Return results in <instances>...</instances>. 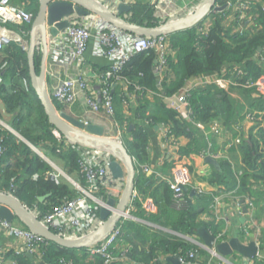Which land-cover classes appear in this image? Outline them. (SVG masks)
<instances>
[{"label":"trees","instance_id":"trees-1","mask_svg":"<svg viewBox=\"0 0 264 264\" xmlns=\"http://www.w3.org/2000/svg\"><path fill=\"white\" fill-rule=\"evenodd\" d=\"M18 1L23 2L26 8L34 14L36 13L38 0ZM227 1L217 0L216 3L223 5ZM252 1L256 2L253 7L255 8L254 13L257 14L258 29L246 25L242 20L239 21L240 27L227 29L224 23L229 10L224 9L213 13L214 21H207L203 25L205 28L203 33L198 31V28L202 27V23H200L192 28L169 34L171 55L173 56V58H169V67L174 77L167 83L164 81L159 90L165 95H172L178 92L189 78L206 74H219L225 66L229 69L238 68L247 72L244 78L248 76L256 78L262 75L264 70L258 61L261 54L264 56V0ZM123 17L131 23L146 27H156L165 21L154 16L153 6L143 0L130 3V9L123 13ZM30 27L31 23L20 28L26 31V36H24L26 40L29 38ZM154 58L152 50L134 54L129 57L119 71V75L131 83L129 90H133L134 86L143 89V95L137 101L138 106L133 110L134 118L146 119L155 125H168L174 137L185 136L189 138L191 143L187 145V148L178 149L179 156L189 152L198 153L205 147H203L200 132L195 126L178 119L176 111L168 108L160 99L155 100V110L150 112L151 104L144 93L146 89H158L156 76L152 71ZM39 61L40 51L37 50L35 54L36 70H38ZM2 64H4L3 67H1ZM0 77L2 78L0 99L8 113L16 112L12 116L10 127L35 148L38 147L45 151L46 155L43 154L46 157L58 160L61 163L59 167L67 175L83 183V178L77 176V173L82 171L79 157L75 151L65 149L63 144L53 135V127L48 122L43 107L30 84L26 51L16 42H10L3 47L0 55ZM113 98L117 102L115 93ZM255 99L256 103L251 105L254 107L250 108L263 111L264 122V97L260 96ZM230 100L231 98L222 90L214 88L213 92L207 90L193 93L190 97V104L196 119L208 121L212 118H219L223 120L225 125L229 126L233 122L231 119L235 114ZM54 105L60 109V106L55 102ZM33 114L36 115L34 125L38 130L35 135L21 125L26 119L29 121ZM115 119L121 124L124 121L128 124L123 144L129 154L138 161L146 162L147 129L139 125L135 119L129 121L125 113L122 111L121 115L117 109ZM131 124L132 127L130 128ZM0 144L3 148L0 153V191L9 190L10 185L13 184L15 187L12 192L13 195L27 208H35L39 213L49 212L71 198L73 195L71 185L62 179L58 183L55 182L51 177L53 172L51 165L1 125ZM238 147L243 163V167L240 168L241 174L236 177L229 162L220 160L218 169H214L213 176L211 175V179H209L210 182L222 184L227 191L237 190L236 193L239 197L243 195L253 197V193L257 196L263 195L264 187L258 189L251 181L260 182L264 185V124L258 130L256 138L253 137L251 131L247 138H243ZM163 167L171 168L172 162L168 159L164 160ZM33 175H36L35 179L32 178ZM143 176H136L135 185L140 195L146 197L143 189L149 183L148 179L143 178ZM158 181L162 184L165 201L158 203L155 197H151L157 208L154 213H148L141 208L140 203H134L131 210L133 216L189 237L194 236L196 229L201 225H204L212 235L221 231L218 223L212 220L208 222L198 221L200 214L210 215L207 206L203 208L200 205L204 198L200 199V195L197 194V196L191 195V189L187 188L184 191V206L177 210L173 207L172 191L167 183L164 180ZM39 197L45 198L40 201ZM211 199L210 196L207 205ZM121 231L122 235L116 242L114 251L119 252L122 247L130 246L128 252L131 259L135 260L137 264H171L165 260V257L173 254H178L187 260H194L197 264H206L207 252L205 250L190 244L188 241H183L181 237L176 235L157 229L150 231L146 226L132 220L123 221ZM46 243L48 245L42 248L44 263L41 264H56L61 257L72 261L73 264L83 263V257L77 254L78 250L62 248L49 241ZM192 250L198 256L189 259L188 253ZM5 257L7 259L15 258L17 264H35L34 261L36 260L35 257H30L24 253L18 255L9 252ZM87 264H103V261L101 258H96Z\"/></svg>","mask_w":264,"mask_h":264},{"label":"built area","instance_id":"built-area-1","mask_svg":"<svg viewBox=\"0 0 264 264\" xmlns=\"http://www.w3.org/2000/svg\"><path fill=\"white\" fill-rule=\"evenodd\" d=\"M96 1L113 11H116V5L120 2L130 5L125 0ZM201 2L202 0H196V6L192 10ZM255 3L252 0H228L223 4L225 6L224 9L229 10L224 26L227 29H235L238 26L240 27L239 21L242 20L246 25L258 29L256 22L257 14L254 13L255 8L253 7ZM151 5L153 6L154 16L165 21L185 16L192 11L185 12L184 9H165L163 7L165 4L162 0H155V3H151ZM33 18L34 13L27 9L24 3L0 0V55L5 45L10 42L18 43V38L26 36V31L20 28L29 25ZM67 19L69 21L68 26L55 37H48L47 39L48 53L46 64L48 62L67 64L75 67V69L74 73L69 76L53 77L52 81L54 83L52 84L50 80H46L49 96L53 103L55 102L60 106V109L57 110L71 115L84 126L91 123L99 125L97 123L100 120L99 116H104L106 119H109L115 125V128L117 127L115 135L108 134L105 130L106 127L104 128V134L109 138L122 142L126 132V126L128 125L126 121L121 124L115 119L117 105L119 104L125 116L130 118L131 111L135 110L138 106V98L143 95V89L139 86H134L133 90H129L131 83L119 75L123 64L129 57L137 53L152 50L155 57L152 71L156 76L158 89L144 90L145 97L151 100L160 99L168 108L176 111L178 119L191 123L205 136L206 146L202 151L197 153L200 157H210L214 160L218 159V152L213 149L212 137L223 135L226 132L224 130H227V125L219 118H212L208 121L196 119L190 104V97L193 93H200L207 90L213 92L214 88H218L227 94L229 98L234 99L236 92L234 93L233 90L244 89L253 90L258 95L264 97V73L256 78L252 76L244 78L247 72L238 68L229 69L226 66L221 69L219 74L191 77L178 92L172 95H165L159 89L164 81L167 83L174 77L169 67V58H173L171 55L169 34L157 37L137 36L119 30L93 13L85 16L73 14ZM234 22L236 23L234 24ZM204 24L203 21L202 27L198 28L199 33L204 32ZM15 27L18 28L16 29ZM87 54L96 60H106V65H101L100 67L99 65L90 66L86 58ZM258 64L264 70L263 54L260 55ZM3 66L4 64L1 65V67ZM1 82L2 78L0 77ZM114 93L119 100L117 102L114 101ZM78 101L82 102L84 108L81 115H76L77 112L73 110L75 114L71 112V109L76 107ZM262 115L263 111L251 108H246L243 112L244 120L253 123L252 135L254 138L257 137L258 130L263 127ZM105 124L108 125V123ZM242 125V121L230 125L233 136L230 142L232 145L238 146L243 140ZM158 127H160L159 133L163 151L162 159L164 161L168 157V160L172 162L170 176H162L159 171H155L150 167L149 162H141L133 157L136 176L153 172L156 179L164 180L172 191L173 207L180 210L185 203L184 191L187 188L194 189L198 194L202 191L192 184V174L189 168L178 163L179 146L177 144V138L170 131V127L165 124H158ZM52 133L63 144L65 149H71L77 153L82 168V171H79L77 176L83 178V183L71 177L75 184L71 185L73 195L70 199L46 213H39L35 208L30 210L46 227L59 236L68 239H77L93 231L101 224L102 221L99 211L108 199H113L114 204L118 202L123 192L124 178H114L112 176L108 168L112 156L106 149L69 143L54 128H52ZM2 149V145L0 144V153ZM54 164L52 162L53 166L51 167L53 168V172L51 173V177L58 183L63 176V170ZM235 173L236 176H239L241 170L239 169ZM203 176L208 180L211 179V175ZM32 178L35 179L36 175H33ZM251 182L258 189L264 187L260 182ZM14 189V185L11 184L9 190L0 191V193L13 195L12 192ZM236 191H227L226 195L237 200L238 195ZM211 198V201L207 205V210L210 211V215L205 213L203 215L205 222L212 220L217 223L220 220L217 211L223 200V195L218 193L211 195ZM241 199L246 202L247 208V224L242 229V232L247 234L250 230L258 231L255 199L250 195H243ZM134 203H140L141 208L148 213H154L157 209L152 198L147 196L142 197L135 185L125 210L126 212L118 221L115 228L100 242L77 251L78 256L83 257L82 264H87L96 258H101L103 264L119 262L124 264H137L136 262H129L124 253L114 251L116 242L122 235L121 227L123 221L134 218L131 213ZM0 233L8 238L7 245L5 247L0 246V264H17L15 258L7 259L5 257L9 252L18 255L24 253L30 257H35V264L44 263L42 248L48 245L46 243L47 240L33 233L26 226L14 223V220L7 222L0 219ZM213 236L215 243H219L225 240L226 233L225 231H220ZM257 240L258 236L257 238L254 237L255 244ZM198 248L209 252L211 258H220L221 260L218 264H224V258L214 248H207L202 244ZM196 256L197 254L194 250L189 251V259ZM178 261V264H197L194 260H187L181 256L178 257ZM56 264H73V262L61 257L57 260Z\"/></svg>","mask_w":264,"mask_h":264},{"label":"water","instance_id":"water-1","mask_svg":"<svg viewBox=\"0 0 264 264\" xmlns=\"http://www.w3.org/2000/svg\"><path fill=\"white\" fill-rule=\"evenodd\" d=\"M216 1L217 0H202L194 10L185 16L164 21L156 27H146L131 23L123 17V13L130 9V5L123 2L118 3L116 5V11H113L96 0H38V6L31 22L28 40L23 38L17 39L22 49L26 51L30 84L43 107L48 122L64 139L72 144H81L86 147H101L111 154L112 160L108 168L114 178H124V188L116 204H114L113 199H108L100 208L99 215L102 221L101 224L93 231L77 239H68L56 234L46 227L39 218L14 195L0 193V219L7 222L18 219L33 233L62 248L76 250L85 249L100 242L115 228L118 221L126 212L125 210L135 186L136 169L133 157L129 154L124 144L121 141L105 136L104 127L92 123L84 126L71 115L57 110L52 102L46 83L48 37H55L60 31L67 27L69 24L67 18L70 15L76 14L78 16H85L89 13L97 15L119 30L137 36L157 37L192 28L205 21V18L211 12L222 11L225 6L217 5ZM37 50H40L38 70H36L35 65V54ZM15 114L16 112H13V114L8 113L4 103L0 99V125L26 143L35 154L45 160L49 165L53 166L49 158L40 153L37 148L10 127L9 123L12 116ZM131 127L132 125H130V128ZM206 160L218 167L214 159L207 157ZM62 173L67 181L72 185L75 184L65 172ZM44 198L45 197H39V200L43 201ZM243 213L247 214L246 207L243 208ZM244 219L245 217H242V220ZM145 223L146 225H150L148 222H144V224ZM170 234L178 236V234L174 232ZM196 235L201 239L202 245L207 248H214L215 251L223 257L234 252H240L243 255L245 264H249V260L257 254V247L253 241L248 245H244L236 238H233L229 241L224 240L215 243L214 236L207 231L204 225L196 229ZM183 237L188 240H193L188 236ZM178 257V254L169 255L166 257V261L172 264H178Z\"/></svg>","mask_w":264,"mask_h":264},{"label":"crops","instance_id":"crops-1","mask_svg":"<svg viewBox=\"0 0 264 264\" xmlns=\"http://www.w3.org/2000/svg\"><path fill=\"white\" fill-rule=\"evenodd\" d=\"M125 1L132 3L133 1H136V0H125ZM143 1L147 2L148 4L155 3V0H143ZM162 1L165 4L163 5V7L165 9L168 8L170 10L184 9L185 12H189L196 6L195 5L196 0H162ZM18 3H23V2L18 1ZM204 23H206V20L204 21ZM86 58L90 66L99 65L100 67L101 65H106L107 63L106 60L93 59L92 57L89 56V54L86 55ZM74 69L75 67L69 66L67 64H57V63L48 62L46 64V80L48 81L50 80L52 84L54 83V81H52L53 77L69 76L74 73ZM233 91L235 93V90ZM237 91L239 92L238 95H236L238 100L236 101L232 98L230 100L231 104L233 105L234 111H235V114L231 119L233 120V122L230 125L242 121L243 123L242 133L244 134V138H247L253 129V123L251 121L244 120L243 112L244 110H246V108H250V107L253 108L254 106H251V105L256 103L255 98H259L260 95H258L253 90L244 91V89H237L236 93ZM149 102L151 104L150 112L152 113L155 101L153 99L152 100L149 99ZM83 109L84 108H83L82 102L78 101L76 107L75 108L73 107L71 109V112L73 114L77 112L76 115H81ZM72 110L75 112H73ZM117 110H119L122 115L123 109L119 104L117 105ZM134 115H133V111H131L129 121L135 119ZM103 117L104 116H99L100 120L97 121V123L104 128L106 127L105 130L107 131L108 134L115 135L117 132V127L115 128V125L109 119H106L105 117L104 118ZM135 121H137L139 125H142L143 127H145L148 131V135H147L148 136V141H147L148 150H147L146 159H147V162H149L150 167L154 169L155 171H159V173L162 176H166V175L170 176L171 168L170 167L162 168L164 161L162 159L163 151H162L161 138H160V133H159L160 127H158V124L155 125L151 123V121L149 122L146 119L138 120V117H136ZM105 123H108V125ZM230 125L226 127L227 130H224V132L225 131L226 132L225 133L223 132L224 133V134L222 133L223 135L212 137V143H213V149H215L216 152H218V155H217L218 159L215 160L217 164L219 163L220 160H226L229 162L232 171L235 173L241 167H243V163H242V158H241L239 147L237 145H232L230 143L233 138ZM199 135L203 140V147H205L206 146L205 136H203L201 133H199ZM190 143H191V140L185 136H179L177 138V144L179 146V149L187 148V145ZM178 163L187 166L189 170L191 171L192 184L195 187L200 188V190L202 191L200 194H198L194 189H191V195H195V196L200 195V199L204 198L200 202V205L203 208L207 206V203L210 200L211 195H215L218 193L223 195V200L221 201L218 207V211H217L218 216L220 218V220L217 223L221 231H225L226 233L225 241H229L233 238H236L240 243L244 245H248L251 241L254 242V237L257 238L258 236L257 243L255 244L257 247V254L249 260V264H264V194L257 196L253 193V198L255 199V206H256L257 225L259 229L258 231L250 230L249 233L244 234L242 232V229H244V227L247 224V220H246L247 215L243 213V208L246 207V202L242 200L241 197H238V196H237V200H235V198L227 196L226 195L227 190L222 186V184H212L210 180L206 179L203 176V175L213 176L214 169H218V167L214 166L212 163H209L206 160V158L200 157L195 152H189L184 155L181 154L178 157ZM235 176H236V173H235ZM143 178L148 179V183H149V185L145 189H143L144 192L146 193V196L155 197L158 203H163L165 201L163 197L164 190H163L162 184H160V182L158 181L159 178L157 177L158 179H156L153 172L151 173L147 172L146 174H144ZM238 208H240V210H238ZM242 217H245V219L242 220ZM131 220L134 222L142 223V224H144V222H147L135 216L134 218H131ZM203 220L205 221V217L203 214H200L198 217V221H203ZM14 223L18 225H23L18 219H14ZM144 225H146V223ZM150 225L151 227L153 226L152 228L160 230L165 233H172V232L177 233L173 230H170L168 228L162 227L157 224L150 223ZM150 225L148 224L147 226H150ZM177 234H178V237L180 235L182 239H184L185 241H189V243L193 244L196 247H200V244H202L201 239L196 234L190 237L194 241L184 238L183 236L185 235L181 233H177ZM7 241H8V238H6L0 233V246L5 247L7 245ZM129 249H130V246L122 247L119 250V252L124 253V255L126 256V259L129 262L130 261L136 262L135 260L131 259V255L128 252ZM223 258H224L223 259L224 264H245L243 260L244 259L243 255L240 252H234ZM165 260H166V257H165ZM220 260L221 259L218 257L211 258L209 252H207V256L205 258L206 264H218Z\"/></svg>","mask_w":264,"mask_h":264},{"label":"rangeland","instance_id":"rangeland-1","mask_svg":"<svg viewBox=\"0 0 264 264\" xmlns=\"http://www.w3.org/2000/svg\"><path fill=\"white\" fill-rule=\"evenodd\" d=\"M13 3H18V1L17 0H11ZM213 13H214V11L213 12H211L209 15H207V17L205 18V20H206V22L207 21H209V22H213L214 21V16H213ZM23 39H26V37H23ZM235 92H236V90H235ZM238 91H237V93H235L236 95H238ZM235 98H234V100H238V98L236 97V96H234ZM154 101L156 100V99H153ZM155 108V106L153 107V109ZM155 110V109H154ZM35 120H36V115L35 114H33L30 118H29V121L26 119L21 125L23 126V128H25L26 130H28V131H30V133L31 134H33V135H35V134H37L38 133V130L35 128V125H34V122H35ZM10 124V123H9ZM38 148V147H37ZM42 153H44L45 155H46V153H45V151H43V150H41V148H38ZM50 157V156H49ZM48 158V157H47ZM50 159V158H49ZM51 161L53 160L54 162H55V164L57 165V166H60L61 165V163L58 161V160H54L52 157H51V159H50ZM52 161V162H53ZM54 164V165H55ZM55 165V166H56ZM66 174V173H65ZM69 177H70V175H68ZM71 178V177H70ZM73 178V177H72ZM60 179H62L64 182H67V183H69L70 185H72L69 181H67L66 180V178L64 177V176H62ZM72 187V186H71ZM131 220V219H130ZM139 223V222H138ZM141 225H143V226H146V228L147 229H149L150 231L151 230H155L154 228H152V227H150V226H147V225H144V224H142V223H140ZM178 233V232H177ZM183 241H184V239H182ZM189 242V241H188ZM191 244V243H190ZM193 245V244H192Z\"/></svg>","mask_w":264,"mask_h":264},{"label":"bare ground","instance_id":"bare-ground-1","mask_svg":"<svg viewBox=\"0 0 264 264\" xmlns=\"http://www.w3.org/2000/svg\"><path fill=\"white\" fill-rule=\"evenodd\" d=\"M19 39V38H18ZM40 152V151H39ZM41 153V152H40Z\"/></svg>","mask_w":264,"mask_h":264},{"label":"clouds","instance_id":"clouds-1","mask_svg":"<svg viewBox=\"0 0 264 264\" xmlns=\"http://www.w3.org/2000/svg\"><path fill=\"white\" fill-rule=\"evenodd\" d=\"M20 45V44H19ZM64 172V171H63Z\"/></svg>","mask_w":264,"mask_h":264}]
</instances>
